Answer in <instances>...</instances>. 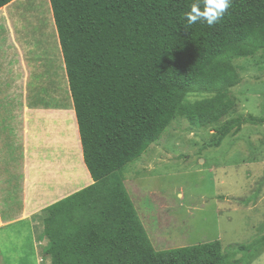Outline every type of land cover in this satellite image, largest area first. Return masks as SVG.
I'll return each instance as SVG.
<instances>
[{
  "label": "trees",
  "instance_id": "1",
  "mask_svg": "<svg viewBox=\"0 0 264 264\" xmlns=\"http://www.w3.org/2000/svg\"><path fill=\"white\" fill-rule=\"evenodd\" d=\"M49 1L93 183L42 209L44 236L54 240L47 253L57 264H250L264 237L231 252L219 240L155 249L122 172L176 117L200 128L233 110L234 60L264 50V0H230L214 26L188 25L197 0ZM199 92L210 96L185 102ZM233 126L221 127L215 146L240 131ZM68 142L78 154L75 134Z\"/></svg>",
  "mask_w": 264,
  "mask_h": 264
},
{
  "label": "rangeland",
  "instance_id": "2",
  "mask_svg": "<svg viewBox=\"0 0 264 264\" xmlns=\"http://www.w3.org/2000/svg\"><path fill=\"white\" fill-rule=\"evenodd\" d=\"M39 1V5L35 0H21L17 4L25 22L32 18L36 22L38 36L31 37L37 43L38 38L42 42L46 35L41 33L40 12L51 9L49 0ZM44 23L48 39L54 37L57 41L54 24L51 20L48 23L46 18ZM233 66L239 82L229 90L235 102L231 112L218 123L200 128L176 117L157 142L123 169L125 188L155 249L219 240L222 249L231 252L239 244H249L264 237V50L234 60ZM62 70L60 68L57 81L50 83L49 88L47 83L41 85L43 97L40 102L51 108L72 107L68 82ZM208 96V93H189L185 102ZM56 113L51 114L53 118L58 115ZM67 113L71 117L70 112ZM249 116L263 119V122L252 124L247 121ZM29 118L30 115H25L24 121L27 123ZM34 123L32 117L31 125ZM69 123L71 121H64L63 126ZM224 125H239L240 131H230L215 146ZM72 134H75L74 129ZM54 139L53 147L62 150V140ZM77 148L79 151V144ZM69 156L78 158L76 153ZM71 191L58 192L55 202ZM42 209L32 219L21 218L17 223L0 228V264H57V257L47 253L49 241L54 240L44 236ZM36 238L44 239L37 248L38 261L33 251ZM250 264H264V248Z\"/></svg>",
  "mask_w": 264,
  "mask_h": 264
},
{
  "label": "crops",
  "instance_id": "3",
  "mask_svg": "<svg viewBox=\"0 0 264 264\" xmlns=\"http://www.w3.org/2000/svg\"><path fill=\"white\" fill-rule=\"evenodd\" d=\"M20 1L12 0L0 8V228L17 223L21 218L32 219L42 208L55 202L58 192L64 189L72 190L71 194L93 183L83 161L72 99V107L68 109L51 108L40 102L41 85L47 83L49 88L50 83H55L60 68L67 79L58 35L57 41L54 37L48 39L44 23L46 18L48 23L51 20L54 24L52 8L40 12L43 32H39L46 35L42 42L38 38L37 43L31 37L38 36L36 22L33 18L24 21L23 11L17 9ZM35 3L39 5L40 1L35 0ZM54 112H58L55 118L51 115ZM25 115H30L27 123ZM67 120L71 123L64 127ZM72 129L76 145L79 144L75 159L70 158L67 148ZM29 132L31 134L27 135ZM54 135L62 140L60 146L64 149L58 151L53 147ZM43 240L35 239L33 251L37 261V248Z\"/></svg>",
  "mask_w": 264,
  "mask_h": 264
},
{
  "label": "clouds",
  "instance_id": "4",
  "mask_svg": "<svg viewBox=\"0 0 264 264\" xmlns=\"http://www.w3.org/2000/svg\"><path fill=\"white\" fill-rule=\"evenodd\" d=\"M230 7V0H203V10L199 0L191 5L190 11L185 13L188 25L198 21H206L209 26L218 23Z\"/></svg>",
  "mask_w": 264,
  "mask_h": 264
}]
</instances>
